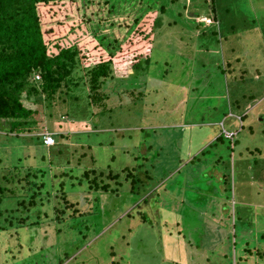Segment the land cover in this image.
I'll return each mask as SVG.
<instances>
[{
	"label": "rangeland",
	"instance_id": "1",
	"mask_svg": "<svg viewBox=\"0 0 264 264\" xmlns=\"http://www.w3.org/2000/svg\"><path fill=\"white\" fill-rule=\"evenodd\" d=\"M179 6L181 15L168 13ZM166 10L148 74L134 77L127 65L119 80L115 71L100 101L88 95L87 77L48 107L24 98L38 129L0 130V209L13 217L0 230V264H264V0H175ZM70 22L53 23L88 33ZM221 121L235 132L234 152ZM200 128L206 133H194ZM49 130L69 134L47 150L38 139ZM89 140L107 191L80 180L92 165ZM124 166L144 180L135 189L127 172L119 184L107 175ZM33 181L45 182L32 197ZM162 181L168 187L156 190Z\"/></svg>",
	"mask_w": 264,
	"mask_h": 264
},
{
	"label": "trees",
	"instance_id": "2",
	"mask_svg": "<svg viewBox=\"0 0 264 264\" xmlns=\"http://www.w3.org/2000/svg\"><path fill=\"white\" fill-rule=\"evenodd\" d=\"M174 1L0 0V130L15 134H32L38 129L34 118L35 110L25 105L24 98L37 102L45 101L48 107L51 101L62 95L71 96L80 81L87 77L88 95L93 101L94 99L100 101L103 97L100 91L101 85L106 83L108 77L111 80L115 71H118L116 78L119 80L126 77L119 72H128L129 68H131L129 73H132L134 77L142 76L145 70L148 74V66L156 61L153 40L155 27L161 22L159 13L166 12L167 5ZM177 9L176 11L170 9L168 13H173V16L181 15L180 6ZM211 11H214L213 7ZM124 14L126 16L120 23V17ZM58 15L59 19L63 16L71 21V26L76 27L75 31L85 28L88 33L77 35L71 31L72 28L70 31L68 29L66 32L65 30L59 32L53 23L59 20L55 18ZM208 15H212L211 12ZM198 16L196 11L190 17ZM198 21L196 24L205 22L203 19ZM252 23L255 27V19H252ZM204 26L207 28L206 24ZM262 29L264 30V26ZM115 31L123 33L122 36H117ZM71 33L74 38L70 37ZM91 50L96 52L94 56L97 57H93L91 62L94 64L89 65L91 62H88L85 51L92 52ZM83 58L88 63L84 64ZM80 69L85 71L82 75ZM37 74H39L38 79L35 78ZM147 87L149 88V83L141 81L136 84L135 89L139 90V94H143ZM46 132L53 137L54 143L47 146L42 138L38 141L46 146L47 150L60 143L55 137H64L69 134L66 132L57 134L58 132L52 130ZM234 136L235 134L225 137L233 149L232 152L235 151ZM222 137L218 136L217 139ZM86 142L90 149L92 165L83 171L80 180L85 179L89 189L107 191L109 185L100 184L97 180L103 171L94 165L92 142L91 140ZM79 147L83 148L82 144ZM240 150H243V147ZM241 160L243 161V158ZM132 169L134 170L124 166L120 169L121 173L107 170V175L119 184L122 172H127L128 175L125 177L132 176L131 189H135V183L139 178L133 175ZM96 171L99 172L96 173ZM146 175L148 182L150 174ZM226 175L223 173L219 180L224 183ZM124 180L126 181V178ZM141 181L144 180L140 179L139 182ZM44 182L41 181L39 184L35 181L29 182L30 188H35V194L30 196H37L44 187ZM161 187L166 189L168 184L165 185L162 181L156 190ZM4 190L0 182V203L4 197L2 194ZM156 195H158L157 191ZM142 201L145 204L146 198ZM3 211L0 209V230H4L5 225L12 224L10 212L7 210L8 215L4 217ZM2 216L3 219H1ZM23 219L17 221L22 222Z\"/></svg>",
	"mask_w": 264,
	"mask_h": 264
},
{
	"label": "crops",
	"instance_id": "3",
	"mask_svg": "<svg viewBox=\"0 0 264 264\" xmlns=\"http://www.w3.org/2000/svg\"><path fill=\"white\" fill-rule=\"evenodd\" d=\"M241 120H242V118H241ZM204 122H201V123H194V127L195 126H197V125H199V124H203ZM202 129H204V128H200V130H198V131H194V133H197V134H204V133H206V130L204 129V130H202ZM206 135H209L208 133L207 134H205L204 135V137L203 138H205V140H207L208 138H207V136ZM217 137V136H216ZM215 137V138H216ZM210 138V137H209ZM238 152H240V151H238ZM239 158V157H238ZM240 160H241V157L239 158ZM242 161V160H241ZM243 161H245V160H243ZM245 163H246V161H245ZM244 163V164H245ZM246 166H247V164H246ZM259 176V179L262 181V182H264V173L263 172H261L260 174H258ZM238 176H239V179H241V180H244L245 182L247 181L246 180V175H245V173L244 172H240L239 174H238ZM250 177L251 178H253V175H250ZM245 182H241L240 184L241 185H245ZM253 182H254V179H252V184H253ZM263 185H262V187L264 186V183H262ZM145 199V198H144ZM257 232H258V229L256 230ZM257 235L259 236V238L260 239H264V235L260 232H258L257 233ZM264 242V241H263ZM259 245H261V246H264V243H260Z\"/></svg>",
	"mask_w": 264,
	"mask_h": 264
},
{
	"label": "built area",
	"instance_id": "4",
	"mask_svg": "<svg viewBox=\"0 0 264 264\" xmlns=\"http://www.w3.org/2000/svg\"><path fill=\"white\" fill-rule=\"evenodd\" d=\"M38 77L39 76L36 75V78H38ZM225 135H226V137H231V136H233V133H230V132L225 131ZM42 139H43V143L45 145H47V146L52 145L54 143L53 137L48 132H44L42 134Z\"/></svg>",
	"mask_w": 264,
	"mask_h": 264
},
{
	"label": "clouds",
	"instance_id": "5",
	"mask_svg": "<svg viewBox=\"0 0 264 264\" xmlns=\"http://www.w3.org/2000/svg\"><path fill=\"white\" fill-rule=\"evenodd\" d=\"M38 76H39V74H37ZM35 78H36V75H35ZM39 78V77H38ZM37 78V79H38ZM233 116V114L230 112L228 115H226V118L227 117H232ZM225 117V116H224ZM237 119H238V121L240 122L241 121V118H239V117H237ZM221 126H222V133H223V136L224 137H226V135H225V131H227V132H230V133H233V135L235 134V132L234 131H230V130H227L226 128H224V123H223V121H221ZM43 140V139H42ZM129 213V212H128ZM127 213V214H128Z\"/></svg>",
	"mask_w": 264,
	"mask_h": 264
}]
</instances>
